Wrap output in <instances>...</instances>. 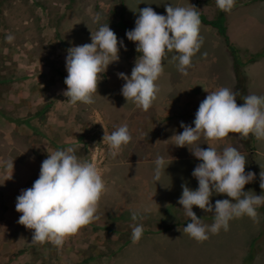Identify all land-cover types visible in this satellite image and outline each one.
<instances>
[{
	"label": "rangeland",
	"instance_id": "374dc122",
	"mask_svg": "<svg viewBox=\"0 0 264 264\" xmlns=\"http://www.w3.org/2000/svg\"><path fill=\"white\" fill-rule=\"evenodd\" d=\"M122 1L123 6L121 0H0V264H264V235L256 239L264 218L262 207L257 209V221L246 215L230 220L223 239L202 241L200 251L197 250L198 242L172 239L158 243L156 236L153 240L148 239L151 236L142 237L146 240L140 238L139 242L128 247L130 244L126 241L131 237L133 224L142 223L144 228L147 227V223L125 219L131 216V209H143L140 204L146 203L130 198L134 196V190L158 186L163 192L169 190L171 203V198L179 190L182 192V183L193 189L198 186L191 172L199 161L196 157H187L185 161L171 159L161 177L163 185L155 184L152 181L154 158L134 159L138 154L154 156L160 154V150L169 149L164 137L160 145L149 146L148 127L143 124L141 126L147 129L144 140L135 137L136 147L129 142L115 155L107 140L103 139L104 133L107 136L111 133L109 129H114L117 120L131 128L128 120L138 112L127 109L132 101L126 102L120 93L125 81L118 78L117 72L130 75L139 56L135 42L127 39L126 29L119 24L120 15L124 16L122 23L132 29L139 15L136 9L150 6L157 13L166 15L165 4L171 3L173 6H195L197 11L211 18L216 0ZM97 14L101 19L93 23L92 18ZM224 14L228 39L240 51L235 82L239 92L237 100L242 104L246 95H264V56L253 62L241 61L242 57L264 47V0H235L233 8ZM102 23H108L118 40H124L126 50L121 48L119 61L111 63L101 74L94 103L73 104L63 95L67 87L64 83L66 50L72 45L90 43V32H95ZM6 34H12L14 40L7 42ZM200 35L203 37L201 47L182 75L197 79V62H204L208 65L203 74L207 85L217 90L227 79L224 62H231L234 69L233 59L212 26L201 23ZM175 57V51L167 53L163 70L176 69L178 59ZM251 63L254 64L250 72H244V67ZM186 85L175 83L174 86L184 89ZM248 137L251 142L252 134ZM68 147L74 148L81 160L93 162L102 173L107 188L98 203L101 207L98 206L96 219L89 223L90 226L84 225L75 234L67 236L61 247L47 241L33 243L34 230L18 223L22 213L11 210L14 205L11 192L17 186L23 189L32 186L47 151ZM252 148L256 149L253 145ZM249 157L260 180L259 172L264 171V154L256 152ZM9 160H13V171L6 167L5 162ZM10 174L11 179H6ZM108 188L121 189L122 193L127 189L128 194L129 190L132 192L126 196L130 205L126 208L128 210H117L122 206V200L113 195V191L108 192ZM103 203H106L108 212L102 210ZM150 212L146 216L151 221ZM194 212L198 216L202 213ZM167 214L163 212L162 216ZM174 214L176 216L171 219L179 223L184 221L185 214L180 218L178 212L171 216ZM255 240L250 252L248 245Z\"/></svg>",
	"mask_w": 264,
	"mask_h": 264
},
{
	"label": "clouds",
	"instance_id": "9594fccd",
	"mask_svg": "<svg viewBox=\"0 0 264 264\" xmlns=\"http://www.w3.org/2000/svg\"><path fill=\"white\" fill-rule=\"evenodd\" d=\"M141 2L151 3L149 0ZM234 4L235 0H216L217 7L224 12L230 11ZM136 10L139 15L134 20V27L126 30L125 36L135 42L139 56L130 75L117 72V76L125 81L120 93L126 102L130 100L146 111L158 96L160 89L156 81L163 72L167 53L175 51L178 71L185 73L186 66L191 65L193 55L200 49L203 37L200 35V13L195 6L165 4L166 15L157 13L150 6ZM92 19L93 23H98L101 17L97 14ZM5 40L10 43L14 36L6 34ZM90 40V43L72 45L66 50L67 75L64 83L67 87L63 95L73 104L94 103L101 74L111 63L119 61L121 48L126 50L124 40H118L108 23L99 24L95 32L91 31ZM237 96L238 91L227 87L208 91L194 114V127L181 121L183 131L170 137V144L187 146L199 161L191 172L198 186L193 189L182 183V192L177 201L190 218V222L183 227V233L197 241L208 239L209 233L228 231L229 221L234 218L246 215L257 221V209L264 205V192L257 195L244 190V186L253 181L256 174L251 170L245 171L246 157L235 146L218 150L211 144L202 148L201 143H197L202 135L217 140L230 133L240 134L245 139L249 134L264 139V95H246L242 104H237ZM103 139L107 140L115 155L130 142L132 136L128 125L122 124L107 136L104 133ZM47 153L41 162L38 178L31 187L20 190L15 209L22 213L17 222L34 230L33 243L47 241L61 247L67 236L96 219L95 213L106 185L98 167L89 160L78 158L74 148ZM171 161L156 155L152 175L155 184L159 182L163 185L161 177ZM5 164L13 171V160ZM11 174L6 179H11ZM259 177V186L264 190V171L259 172ZM217 194H226L232 199H217L213 204L211 197ZM193 205L213 213V222L205 224L193 211ZM148 211L131 209V219L142 220ZM143 232V224L137 223L132 227L131 240L138 242Z\"/></svg>",
	"mask_w": 264,
	"mask_h": 264
},
{
	"label": "crops",
	"instance_id": "0c3cea01",
	"mask_svg": "<svg viewBox=\"0 0 264 264\" xmlns=\"http://www.w3.org/2000/svg\"><path fill=\"white\" fill-rule=\"evenodd\" d=\"M224 63L226 67L225 73L227 75V79L223 81V84L221 87H227V88L232 89L233 91H238L237 85L235 82L236 80L235 70L232 68L231 62H224ZM197 64H198L197 73H199L197 79L195 78L191 79L186 74L182 75V73L178 71L177 66H176V69L172 71L163 70L162 74L159 76L158 80L156 81L160 89L158 96L156 100L152 103V105L149 107L148 110L146 111L143 110L141 107H138L133 102L129 103L132 105L128 106L127 109L138 110V112L133 115L131 120L130 119L128 120L132 124V127L129 128L130 133L133 132L132 139L130 140L129 145L136 147L135 145L137 144L135 143V139H134L135 137L138 138L139 140H144L145 134L147 132V129L141 126L144 124L146 127H148L149 138L151 140L149 143V146L160 145V140H162L163 137H164L163 140H165L166 146L168 147L170 146V148L167 149L166 151H163V150L159 151L161 152L159 155L164 156L166 160L172 159V160L185 161L187 160V157L189 159L195 158L191 154L187 146L177 147L173 144L170 145L169 140L172 141V138L170 137L174 133H179L183 131V129L180 127L181 121L194 127V125L192 124V121L194 120V114L199 106V103L206 97V95L208 94V91H214L208 87L207 79L205 76H203V74L206 72V68H208V65L204 62H197ZM252 64L254 63H251L247 67H244L243 71L247 73L250 72V67ZM237 71L239 72V69ZM166 76L168 79L166 78ZM191 82L193 84L190 85ZM175 83H186L187 85L184 89H182L181 87H175L174 86ZM196 83H198V85ZM196 88L197 90L194 91V89ZM237 97H236V101H237V104H239ZM108 98L109 97H106V99ZM147 114L150 115L149 118L145 117V115ZM121 122L122 121H119V120L115 121L116 125L112 128L122 125ZM113 130L114 129L112 130L109 129L110 132H112ZM251 138L252 140L250 142L249 137L245 139V138H242L240 134L230 133L228 136L222 139L210 140V139L205 138L202 135L201 138L197 141V143H201L200 147L202 148H207L209 147L208 144H211L212 146L216 147L218 150H222L224 147L229 146V145L235 146L246 157L247 163L245 165V171L247 172L250 166L249 165L250 163L249 154L256 153V152H259L261 155L264 154V139H257L254 135H252ZM251 143L253 147L256 148L255 150H253ZM140 145L138 144L137 147H140ZM161 148H164V147H161ZM162 152H165V153H162ZM156 155L152 156L150 154H146V155L138 154L136 155L137 157H135L136 159L134 160L141 161L143 160L142 158L151 159L152 157L155 158ZM21 189L23 188L17 186L16 189L11 192V197L13 198V202H14V205L11 210H16L14 209L15 203H16V197L20 194ZM244 190L255 192L251 188L249 183H247L244 186ZM107 191L108 192L113 191L112 192L114 193L113 195H117L119 199L122 200L121 202L122 206L120 205L119 209L117 210H119L120 212L124 210H128L126 208H129L130 205H128V203L126 202L127 201L126 196L132 193L130 190H129V194H128V189L124 193L121 192V189L114 190L113 188H108ZM134 191H135L133 192L134 196H131L130 198L137 199V202H139L140 200L141 201L145 200L146 203L140 204V206L143 207V209H148L151 211L150 212L151 221L146 216L148 213L145 214L142 220H139L140 222L147 223L145 224L147 227L144 228L142 237L151 236V237H148V239L153 240L155 239V236H156V240H158V243L159 242H169L172 239L177 240V241L181 239H186V241L191 240L194 242H198L199 247L197 250L198 251L201 250L200 243L202 241H197L191 238L188 234L183 233V227L188 223V221L190 222V218L185 216L184 221H182L181 223L177 222L178 220L174 221L173 219H171V218H174L173 216H176L175 214L171 216L173 212H178L179 218L180 216L182 217L184 215L182 205L178 204L177 202L179 198V196L177 195L178 193L179 194L181 193L180 190L178 191L176 195L177 197L175 196L174 198H171L172 199L171 203L168 198V195L170 194L169 190H167L166 192H163L159 189L158 186L139 188ZM107 194L109 195V193ZM222 196L226 198L225 194H217V195L212 196L211 202L214 204L215 200L222 199ZM143 197H146L147 199H144ZM103 204H104L103 206L105 209L102 206V210L105 212L107 210L108 212L109 210L107 208L106 203H103ZM98 206L99 208L101 207L100 205ZM7 208L8 210H10L9 205ZM193 211L202 212L199 214V216L198 215L197 216L201 217L202 221L205 224H211L213 222V213L205 212L204 210L200 209L198 206H195V205H193ZM159 212H161L160 215H159ZM163 212H166L168 214L166 216H162ZM128 217L129 218L126 217L125 219L132 220L131 216H128ZM136 224L137 223L135 222L133 226H135ZM86 226L89 227L90 224H87ZM223 232L225 231L221 230L216 234L209 233L208 239L210 241L211 240L221 241L223 239V236L227 234V232L226 234H223ZM143 240L145 241L146 239H143ZM126 242L127 243L129 242L130 244L128 245V247H131V244L134 243L131 240V237L129 241L127 240Z\"/></svg>",
	"mask_w": 264,
	"mask_h": 264
},
{
	"label": "trees",
	"instance_id": "16d2710c",
	"mask_svg": "<svg viewBox=\"0 0 264 264\" xmlns=\"http://www.w3.org/2000/svg\"><path fill=\"white\" fill-rule=\"evenodd\" d=\"M122 3H123V1L121 0V4ZM215 3H216V1H215ZM122 6H123V4H122ZM199 13H200L201 23L202 24H205V25L212 26L215 29L216 34L219 35L222 38V40H223V42H224V44L226 46L227 51L229 52V54L231 55V57L233 59V63H234V66H235L234 67L235 74H236V76H238V73L239 72L237 70H238V66L240 64V61H239L240 51H239V49H237L229 41L228 36L226 34L225 17H224L225 14H224V11L220 10L217 7V5H216V7H215V13H214L213 17H211V18H208L205 14H203L201 12H199ZM120 17H121V21L119 22V24L121 23L122 26L126 30H130L131 28L128 25H126V23H122L123 22L122 19L124 18V16L123 15H120ZM263 56H264V47L261 48L259 51L255 52V53H250L247 57L246 56L245 57H242V60L241 61L242 62H253V61L258 60L259 58H261ZM248 136H250V134ZM249 165H250L249 166V170H251L253 173L256 174L254 180L251 181V182H249V185L259 195V194H261V192H264V190H262L260 188V186H259L260 180L257 179V172H256L255 167L253 165L252 159H250ZM260 207L263 208L262 210L264 212V205H262ZM261 225H262L261 226L262 228H261L260 233L257 235V238H256L257 240L262 235H264V218H263V222H262ZM257 240L253 241L252 243H249L248 249H249L250 252H252V249L251 248L254 247V245H255V243H256ZM245 264H249V263L246 262Z\"/></svg>",
	"mask_w": 264,
	"mask_h": 264
}]
</instances>
